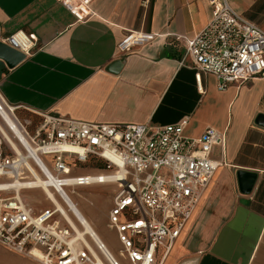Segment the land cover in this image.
Returning <instances> with one entry per match:
<instances>
[{"label":"crops","instance_id":"1","mask_svg":"<svg viewBox=\"0 0 264 264\" xmlns=\"http://www.w3.org/2000/svg\"><path fill=\"white\" fill-rule=\"evenodd\" d=\"M264 30V0H227ZM85 21L58 0H0V41L34 35L30 54L0 59V93L13 106L89 122L168 125L189 117L185 134L226 131L212 180L178 237L156 264H264V80L220 90L196 80L185 41L212 19L208 0H93ZM129 31L156 35L131 51ZM35 113V112H34ZM110 233V231H108ZM112 233V232H111ZM0 243V264H41Z\"/></svg>","mask_w":264,"mask_h":264},{"label":"built area","instance_id":"2","mask_svg":"<svg viewBox=\"0 0 264 264\" xmlns=\"http://www.w3.org/2000/svg\"><path fill=\"white\" fill-rule=\"evenodd\" d=\"M58 1L77 21L92 15L93 0ZM208 2L213 6L212 19L185 41L198 83L202 74L215 75L220 90L264 80V30L227 0ZM155 37L129 31L119 49L131 51ZM34 39L18 31L3 42L28 55ZM18 109L0 93V122L11 135L9 139L0 128V243L41 264H156L159 249L167 251L172 246L221 164L213 157L214 148L224 152L227 143L226 131L211 126L198 137L186 135L189 117L152 125L89 122L33 111L40 119L31 129L32 121H22ZM5 113L14 119L23 138L8 125ZM92 157L104 160L106 167L76 172ZM34 171L42 178L51 174L65 188L70 187L68 183L102 184L93 183L90 175L122 171L123 179L110 177L106 182L119 187L107 223L119 247L111 248L101 233L79 235L53 199L49 206L30 202L23 193L27 188L14 184L35 178ZM53 192L65 203L60 191ZM66 210L80 227L79 217Z\"/></svg>","mask_w":264,"mask_h":264},{"label":"rangeland","instance_id":"3","mask_svg":"<svg viewBox=\"0 0 264 264\" xmlns=\"http://www.w3.org/2000/svg\"><path fill=\"white\" fill-rule=\"evenodd\" d=\"M17 116L22 120H30L34 128L40 116L31 110L19 108L16 111ZM95 169H101L93 165L83 164L76 172H93ZM69 194L79 205L81 211L90 220L93 227L98 230L106 240H109L114 249L119 247V243L114 233H108L107 223L109 219V211L114 205V197L119 191L117 183L77 185L67 188ZM27 199L37 205L49 206L50 200L42 188L26 189L23 191ZM15 255V254H14ZM18 256V255H16Z\"/></svg>","mask_w":264,"mask_h":264},{"label":"bare ground","instance_id":"4","mask_svg":"<svg viewBox=\"0 0 264 264\" xmlns=\"http://www.w3.org/2000/svg\"><path fill=\"white\" fill-rule=\"evenodd\" d=\"M4 117H5L8 125L13 129L14 133L16 135L20 136L21 138H23V135H22L18 125L14 121V119H12V117L8 113H5ZM0 128L3 131V133L6 135V137L11 139V135H10L9 131L6 129V127L1 122H0ZM34 175H35V178H33L31 180L17 181L14 184V187L19 186L21 188H27V189L43 188L42 190L46 194L47 199L51 198L57 203L59 209H61L63 211V213H65V215L67 216L69 221L75 226L79 235H82L83 231H85V233L100 234V232L93 227L90 220L81 211V209L79 208V205L75 202V200L73 199L71 194H69L68 189L65 187H60L58 180L54 176L49 174L48 175L49 178H42L38 173H36V171H34ZM94 177H96V178H94ZM110 177H114L115 179H123V172L122 171H119V172H102L99 175H90V179H93V183H100L101 182L102 184H105L107 181H109L107 179H109ZM66 185L72 186L73 184L68 183ZM55 188L61 192V195L65 200V203L63 201H60L57 199V197L55 196V194L53 192V190H55ZM66 208L71 209V211H73L79 217V219L82 221V224L79 225L80 227H78V225L76 224V222L74 221L72 216L67 212ZM107 241L109 242V240H107ZM110 246H111V244H110ZM111 248H113V246H111Z\"/></svg>","mask_w":264,"mask_h":264},{"label":"water","instance_id":"5","mask_svg":"<svg viewBox=\"0 0 264 264\" xmlns=\"http://www.w3.org/2000/svg\"><path fill=\"white\" fill-rule=\"evenodd\" d=\"M25 57V53L13 48L7 43L0 41V59L5 61L8 67L12 68L16 66L19 62L25 59Z\"/></svg>","mask_w":264,"mask_h":264},{"label":"trees","instance_id":"6","mask_svg":"<svg viewBox=\"0 0 264 264\" xmlns=\"http://www.w3.org/2000/svg\"><path fill=\"white\" fill-rule=\"evenodd\" d=\"M86 165H93L95 167L98 168H105L106 167V163L104 160L96 158V157H92L88 160L87 163H85Z\"/></svg>","mask_w":264,"mask_h":264}]
</instances>
